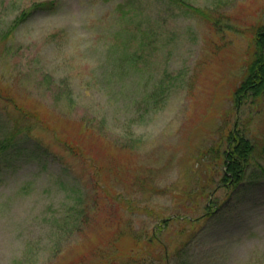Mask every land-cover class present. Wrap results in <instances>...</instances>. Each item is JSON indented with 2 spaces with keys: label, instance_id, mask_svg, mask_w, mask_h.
I'll list each match as a JSON object with an SVG mask.
<instances>
[{
  "label": "rangeland",
  "instance_id": "obj_1",
  "mask_svg": "<svg viewBox=\"0 0 264 264\" xmlns=\"http://www.w3.org/2000/svg\"><path fill=\"white\" fill-rule=\"evenodd\" d=\"M260 24L264 0H0V91L28 112L0 113V264H264V177L210 155L224 119L262 144L264 103L232 99Z\"/></svg>",
  "mask_w": 264,
  "mask_h": 264
},
{
  "label": "trees",
  "instance_id": "obj_2",
  "mask_svg": "<svg viewBox=\"0 0 264 264\" xmlns=\"http://www.w3.org/2000/svg\"><path fill=\"white\" fill-rule=\"evenodd\" d=\"M56 3V1L39 2L35 3L30 9L22 10L15 18L16 25H20L21 22L37 11L53 12L57 5ZM184 5L188 7L187 4ZM251 46V59L244 67L242 77L232 93L234 110L237 109L239 111L243 106H251L248 117L261 111L264 103V24H260L255 28ZM164 93L168 96L170 88L163 84L147 96V102L151 104L152 109L160 108V104L164 101ZM0 101L5 105L0 111L4 116L8 117V109H11L21 118L27 117L28 112L23 111L7 93L0 91ZM251 119L252 117L241 123L236 119L230 127L229 121L224 119L223 127L219 126L217 142L210 149L211 157H215V160L212 161L220 163L216 165L219 166V169L221 168V182H226V184L228 183L235 187L245 181H248V184L252 187L257 179L264 177V164L261 161L264 156V134L262 136V144L258 147L246 136L245 130L248 129ZM26 126L15 123L14 132L8 135L5 141L7 144L2 147L7 148L10 140L13 141L14 134L19 132L28 134L30 129ZM67 149L69 150L70 148ZM9 150H11V153L7 152L3 157L16 155L12 149ZM45 150L47 151L46 147L44 148ZM207 153L208 151L203 152L202 156L205 157ZM167 255L166 249L163 250L162 258H166ZM141 260L140 264H145L143 262L144 258H141Z\"/></svg>",
  "mask_w": 264,
  "mask_h": 264
}]
</instances>
